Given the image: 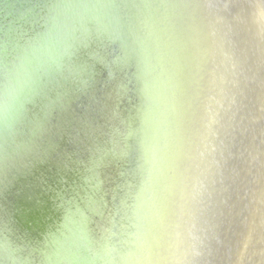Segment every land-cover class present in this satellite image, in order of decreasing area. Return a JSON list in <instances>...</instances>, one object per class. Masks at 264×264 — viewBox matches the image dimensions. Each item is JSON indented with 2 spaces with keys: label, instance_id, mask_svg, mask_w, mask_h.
I'll return each instance as SVG.
<instances>
[{
  "label": "water",
  "instance_id": "water-1",
  "mask_svg": "<svg viewBox=\"0 0 264 264\" xmlns=\"http://www.w3.org/2000/svg\"><path fill=\"white\" fill-rule=\"evenodd\" d=\"M0 264H264V0H0Z\"/></svg>",
  "mask_w": 264,
  "mask_h": 264
}]
</instances>
